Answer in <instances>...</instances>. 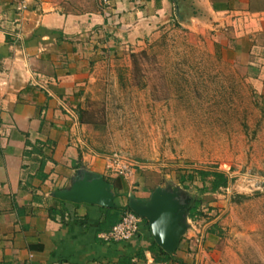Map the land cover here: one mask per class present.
Returning a JSON list of instances; mask_svg holds the SVG:
<instances>
[{
  "label": "crops",
  "instance_id": "crops-1",
  "mask_svg": "<svg viewBox=\"0 0 264 264\" xmlns=\"http://www.w3.org/2000/svg\"><path fill=\"white\" fill-rule=\"evenodd\" d=\"M20 3L0 0V264H156L147 223L131 241L106 240L117 225L108 210L125 209L132 197L150 200L157 188L126 202L128 186L122 177L107 179L108 160L92 149L91 126L79 120L81 98L118 72L126 52L172 23L225 29L250 17L247 29L264 33V0H112L108 10L97 0H29L25 11ZM28 141L45 146L46 180L37 176L39 162L25 157ZM81 171L114 186L117 208L55 197ZM62 202L65 216L52 220L48 210L62 211ZM184 243L171 255L174 264L190 263Z\"/></svg>",
  "mask_w": 264,
  "mask_h": 264
},
{
  "label": "rangeland",
  "instance_id": "rangeland-1",
  "mask_svg": "<svg viewBox=\"0 0 264 264\" xmlns=\"http://www.w3.org/2000/svg\"><path fill=\"white\" fill-rule=\"evenodd\" d=\"M239 18L225 29L172 23L81 98L97 126L92 149L135 164L123 178L126 202L158 187L204 200L202 215L188 220V264L200 250V264H264V33ZM196 170L229 185L205 195L200 180L184 189L180 177Z\"/></svg>",
  "mask_w": 264,
  "mask_h": 264
},
{
  "label": "water",
  "instance_id": "water-1",
  "mask_svg": "<svg viewBox=\"0 0 264 264\" xmlns=\"http://www.w3.org/2000/svg\"><path fill=\"white\" fill-rule=\"evenodd\" d=\"M114 186L103 176L79 172L78 179L69 191L58 192L56 198L75 204L96 205L107 209L117 208ZM132 212L147 220L155 243L173 255L188 230L191 202L186 193L177 187L157 188L150 200L132 197L129 204Z\"/></svg>",
  "mask_w": 264,
  "mask_h": 264
},
{
  "label": "trees",
  "instance_id": "trees-1",
  "mask_svg": "<svg viewBox=\"0 0 264 264\" xmlns=\"http://www.w3.org/2000/svg\"><path fill=\"white\" fill-rule=\"evenodd\" d=\"M134 66H137V60L135 59L136 56H132ZM79 120L82 124H87L90 126L97 127L95 122L91 119V116L88 114L86 110H79L78 111ZM28 150L26 151L25 157L31 161L39 162V169L37 176L42 179L46 180L47 176L44 174V169L48 161V157L46 156L45 146L43 144L37 143L33 144L30 141L27 142ZM39 157V158H38ZM200 180L203 183V188L199 189L202 195L206 193H217L223 188H227L229 185V179L223 176L221 173L217 171L211 170H196L192 173L182 175L180 177V184L186 190H190L191 186L197 181ZM119 181V180H118ZM116 182V181H114ZM118 193V191H117ZM63 209L59 211L56 207H52L48 210L49 216L52 220H56L57 216L60 215L63 219L65 216V202H62ZM204 204V200L199 198L196 201L191 202V207L189 211V219L196 220L198 217L202 215L201 208ZM109 212H114L113 217H115V224H119L124 215L127 212H132L129 205L123 210H108ZM108 216V215H107ZM121 216V219L118 217ZM119 221V222H118ZM143 223H147V220L143 219ZM115 227V226H114ZM153 255L156 264H165L170 263L174 264L175 259L173 256L165 252L161 249L157 244H154L150 250Z\"/></svg>",
  "mask_w": 264,
  "mask_h": 264
},
{
  "label": "built area",
  "instance_id": "built-area-1",
  "mask_svg": "<svg viewBox=\"0 0 264 264\" xmlns=\"http://www.w3.org/2000/svg\"><path fill=\"white\" fill-rule=\"evenodd\" d=\"M104 8L109 9L112 6V0H97ZM29 0H21L18 6L19 11H25L28 7ZM138 4H144L146 0H135ZM133 163L125 161L118 154L113 155L108 160V171L118 177L129 179L132 175ZM143 218L134 212H127L122 221L116 225L113 230L107 235L106 240L114 243H125L131 241L140 232Z\"/></svg>",
  "mask_w": 264,
  "mask_h": 264
}]
</instances>
